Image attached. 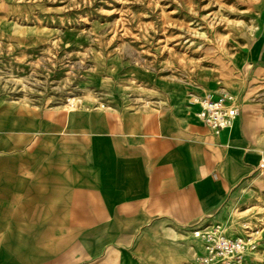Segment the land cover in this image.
Segmentation results:
<instances>
[{"label":"crops","instance_id":"1","mask_svg":"<svg viewBox=\"0 0 264 264\" xmlns=\"http://www.w3.org/2000/svg\"><path fill=\"white\" fill-rule=\"evenodd\" d=\"M258 8L222 91L199 87L240 104L217 134L196 117L191 89L149 71L135 77L143 102L49 107L0 94V264L196 263L191 229L226 223L264 180V1ZM3 32L0 42L32 40Z\"/></svg>","mask_w":264,"mask_h":264},{"label":"rangeland","instance_id":"2","mask_svg":"<svg viewBox=\"0 0 264 264\" xmlns=\"http://www.w3.org/2000/svg\"><path fill=\"white\" fill-rule=\"evenodd\" d=\"M260 1L0 0L3 35L32 37L0 42V94L49 107L101 105L123 95L143 102L148 90L137 84L140 71L187 90L212 81L222 91L234 52L255 34ZM261 184L221 223L256 245L254 264H264ZM195 238L200 264L204 247Z\"/></svg>","mask_w":264,"mask_h":264},{"label":"built area","instance_id":"3","mask_svg":"<svg viewBox=\"0 0 264 264\" xmlns=\"http://www.w3.org/2000/svg\"><path fill=\"white\" fill-rule=\"evenodd\" d=\"M188 99L190 105L196 108V117L210 127L215 134L231 127L241 113L237 98L228 91L219 92L199 88L189 91ZM191 230L203 243L204 251L200 264L211 262L254 264L250 254L256 245L247 246L246 242L249 244L250 239L239 234L227 233L221 223L194 226ZM248 234L250 237L251 234Z\"/></svg>","mask_w":264,"mask_h":264},{"label":"bare ground","instance_id":"4","mask_svg":"<svg viewBox=\"0 0 264 264\" xmlns=\"http://www.w3.org/2000/svg\"><path fill=\"white\" fill-rule=\"evenodd\" d=\"M251 234V233H250Z\"/></svg>","mask_w":264,"mask_h":264}]
</instances>
